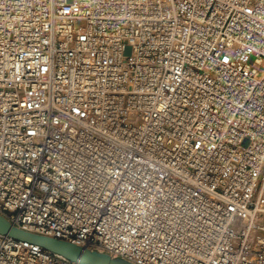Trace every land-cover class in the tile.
Returning a JSON list of instances; mask_svg holds the SVG:
<instances>
[{
	"label": "built area",
	"instance_id": "obj_1",
	"mask_svg": "<svg viewBox=\"0 0 264 264\" xmlns=\"http://www.w3.org/2000/svg\"><path fill=\"white\" fill-rule=\"evenodd\" d=\"M0 214L133 264H264V0H0ZM0 264H81L0 234Z\"/></svg>",
	"mask_w": 264,
	"mask_h": 264
},
{
	"label": "water",
	"instance_id": "obj_2",
	"mask_svg": "<svg viewBox=\"0 0 264 264\" xmlns=\"http://www.w3.org/2000/svg\"><path fill=\"white\" fill-rule=\"evenodd\" d=\"M0 234H8L15 239L38 244L70 260L79 261L81 264H133L126 259L120 257L113 258L108 254L92 251L72 242L20 229L13 226L1 214Z\"/></svg>",
	"mask_w": 264,
	"mask_h": 264
}]
</instances>
